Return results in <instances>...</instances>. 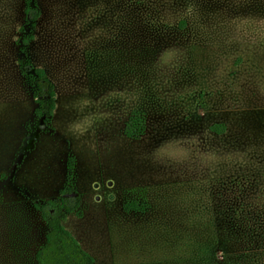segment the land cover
Segmentation results:
<instances>
[{
  "label": "rangeland",
  "instance_id": "374dc122",
  "mask_svg": "<svg viewBox=\"0 0 264 264\" xmlns=\"http://www.w3.org/2000/svg\"><path fill=\"white\" fill-rule=\"evenodd\" d=\"M38 4L49 128L19 66L26 0H0V264H37L33 199L59 196L69 155L83 215L64 225L97 264H264V0Z\"/></svg>",
  "mask_w": 264,
  "mask_h": 264
},
{
  "label": "trees",
  "instance_id": "16d2710c",
  "mask_svg": "<svg viewBox=\"0 0 264 264\" xmlns=\"http://www.w3.org/2000/svg\"><path fill=\"white\" fill-rule=\"evenodd\" d=\"M40 15L38 0H26L25 25L21 27L22 59L19 61V66L22 74L28 78L34 88V98L37 103L35 115L37 118H42L44 126L49 128L57 106L55 84L45 68L33 64L29 54V45L35 38L34 30ZM137 124L134 118L126 124L125 134L128 137L138 138L141 135ZM75 165V157L69 155L65 184L58 197L46 200L33 199V205L40 212L46 225L44 242L35 252L37 264H97L95 257L64 225V220L69 214L83 215L81 196L75 188ZM124 209L127 212L131 210L139 212L144 211L145 207L137 201H131L124 205Z\"/></svg>",
  "mask_w": 264,
  "mask_h": 264
},
{
  "label": "crops",
  "instance_id": "0c3cea01",
  "mask_svg": "<svg viewBox=\"0 0 264 264\" xmlns=\"http://www.w3.org/2000/svg\"><path fill=\"white\" fill-rule=\"evenodd\" d=\"M65 221V220H64Z\"/></svg>",
  "mask_w": 264,
  "mask_h": 264
}]
</instances>
